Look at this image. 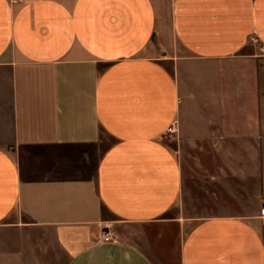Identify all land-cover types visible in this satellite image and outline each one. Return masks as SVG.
Instances as JSON below:
<instances>
[{
	"label": "crops",
	"instance_id": "crops-1",
	"mask_svg": "<svg viewBox=\"0 0 264 264\" xmlns=\"http://www.w3.org/2000/svg\"><path fill=\"white\" fill-rule=\"evenodd\" d=\"M263 201L264 0H0V264H264Z\"/></svg>",
	"mask_w": 264,
	"mask_h": 264
},
{
	"label": "built area",
	"instance_id": "built-area-1",
	"mask_svg": "<svg viewBox=\"0 0 264 264\" xmlns=\"http://www.w3.org/2000/svg\"><path fill=\"white\" fill-rule=\"evenodd\" d=\"M175 131V127H171V129L169 130V136H172L174 134ZM259 215L260 217L264 220V201L260 207V211H259ZM117 238V233L114 229H108L104 235L102 236V239L104 241H113Z\"/></svg>",
	"mask_w": 264,
	"mask_h": 264
},
{
	"label": "rangeland",
	"instance_id": "rangeland-1",
	"mask_svg": "<svg viewBox=\"0 0 264 264\" xmlns=\"http://www.w3.org/2000/svg\"><path fill=\"white\" fill-rule=\"evenodd\" d=\"M253 42L255 43L256 49H258V50H260V51H263L262 47H261L257 42H255V41H253ZM106 216H107V218H112V216H111L108 212L106 213ZM114 224H115L114 222L110 221V223L107 224V225L104 227V229H103V231H102V236L104 235V233H105L108 229H114V230L116 231V229H115V225H114Z\"/></svg>",
	"mask_w": 264,
	"mask_h": 264
}]
</instances>
